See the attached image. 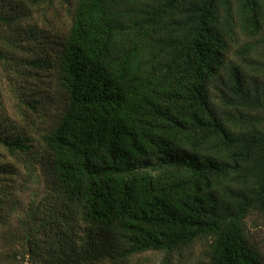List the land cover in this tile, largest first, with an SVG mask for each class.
Masks as SVG:
<instances>
[{
  "label": "trees",
  "instance_id": "16d2710c",
  "mask_svg": "<svg viewBox=\"0 0 264 264\" xmlns=\"http://www.w3.org/2000/svg\"><path fill=\"white\" fill-rule=\"evenodd\" d=\"M54 1L0 0V264H264V0Z\"/></svg>",
  "mask_w": 264,
  "mask_h": 264
},
{
  "label": "rangeland",
  "instance_id": "374dc122",
  "mask_svg": "<svg viewBox=\"0 0 264 264\" xmlns=\"http://www.w3.org/2000/svg\"><path fill=\"white\" fill-rule=\"evenodd\" d=\"M44 17L48 19V23L45 25L44 29L51 31V26L56 29H62L67 24V13L66 4L62 3L61 0H55L53 6L44 14ZM42 21L37 22L41 30L43 29ZM0 76H2V81L0 82V91L5 96V103H7L8 115L11 118L10 123H18L20 117L15 111V108L11 106L14 101L10 98L9 89H7L6 84L3 82L5 80V75L0 69ZM3 96V97H4ZM10 98V99H9ZM11 106V107H10ZM31 134L36 136V133L32 130ZM21 165L14 168L15 173L11 169V173L2 176L4 179L0 181V190L2 191V200H4L3 213L10 214V210L14 208L15 212L19 209H25L29 201L32 199L33 195L40 196L43 193V187L39 175L35 172L32 177L27 176V172ZM13 214V213H12ZM246 226L248 233L256 240H263L264 238V222L260 215L253 214L246 221ZM184 252L183 257L177 258L174 261L177 264H198L203 260V247L200 243L195 244L189 252ZM147 260L152 264L154 261H158L161 258L159 254H147ZM179 260V261H178Z\"/></svg>",
  "mask_w": 264,
  "mask_h": 264
}]
</instances>
